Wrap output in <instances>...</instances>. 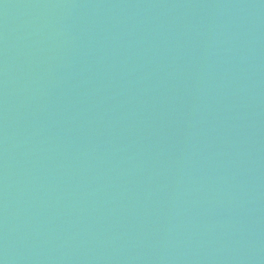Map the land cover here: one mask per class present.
Returning <instances> with one entry per match:
<instances>
[{
  "label": "water",
  "instance_id": "water-1",
  "mask_svg": "<svg viewBox=\"0 0 264 264\" xmlns=\"http://www.w3.org/2000/svg\"><path fill=\"white\" fill-rule=\"evenodd\" d=\"M0 264H264V0H0Z\"/></svg>",
  "mask_w": 264,
  "mask_h": 264
}]
</instances>
